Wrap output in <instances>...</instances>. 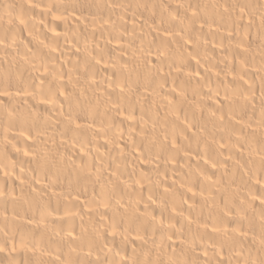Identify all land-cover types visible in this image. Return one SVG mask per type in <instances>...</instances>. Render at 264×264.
Listing matches in <instances>:
<instances>
[{"label":"bare ground","instance_id":"1","mask_svg":"<svg viewBox=\"0 0 264 264\" xmlns=\"http://www.w3.org/2000/svg\"><path fill=\"white\" fill-rule=\"evenodd\" d=\"M0 264H264V0H0Z\"/></svg>","mask_w":264,"mask_h":264}]
</instances>
